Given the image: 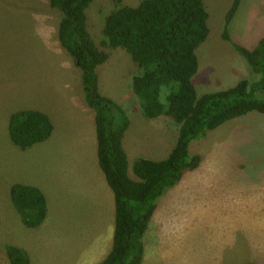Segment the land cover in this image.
I'll use <instances>...</instances> for the list:
<instances>
[{
	"label": "rangeland",
	"instance_id": "1",
	"mask_svg": "<svg viewBox=\"0 0 264 264\" xmlns=\"http://www.w3.org/2000/svg\"><path fill=\"white\" fill-rule=\"evenodd\" d=\"M140 1L95 0L87 10V23L94 41L109 55V60L97 70L101 93L124 110L131 124L129 132L138 135L143 147H150L159 135L152 130L150 123L154 120L139 118L140 100L132 89L133 79L142 70L125 49L101 46L107 16L124 6L135 7ZM204 3L209 14V36L196 51L200 69L193 78L199 96L231 84L233 68L245 63L232 45L222 39L232 0H204ZM61 17L49 0H0L2 230L16 229L10 210L4 206L6 192L9 194L13 185H24L26 179L36 180L37 176L43 182L51 211L59 207L62 220L72 209L65 211L61 207L53 181L55 168L64 166L56 152L60 140L57 143L51 140L44 148L46 158L40 154L37 158L38 152L22 151L16 146L9 130L13 114L31 111L50 100L52 109L62 108L64 99L47 96L49 92L55 93L52 87L49 89L50 79L60 88L58 81L67 70L49 49L51 42H59ZM230 35L247 48L257 45L264 36V0H242L230 25ZM245 69L238 71L237 76L244 75L251 82L258 79L249 68ZM169 121L172 120L160 118L155 122L163 125ZM167 143L166 139L165 150L171 144ZM52 150L55 152L51 153ZM191 154L201 157L199 170L189 172L191 178L185 180V187L180 184L188 173L157 201L162 216L155 217L148 232L150 252L155 256L154 263L149 258L148 264H264V115L252 112L225 123L192 143ZM4 215L9 217V223Z\"/></svg>",
	"mask_w": 264,
	"mask_h": 264
},
{
	"label": "trees",
	"instance_id": "2",
	"mask_svg": "<svg viewBox=\"0 0 264 264\" xmlns=\"http://www.w3.org/2000/svg\"><path fill=\"white\" fill-rule=\"evenodd\" d=\"M49 1L61 12L60 43L80 69L85 101L96 113L99 164L115 195L113 248L100 264H143L144 237L158 199L201 164L200 156L190 154L191 143L249 113L264 115V36L253 49L233 41L230 24L242 0H232L222 39L258 79H244L230 89L199 96L193 78L199 70L196 51L209 36L204 0H141L135 7L124 6L107 16L101 46L125 49L142 70L133 79L132 89L143 114L150 120L168 118L179 127L176 145L166 159L135 161L138 180H134L122 144L130 122L124 110L99 88L97 69L109 55L88 27L87 10L95 0ZM52 132L53 125L43 113L24 111L11 118V139L23 150L48 140ZM11 196L27 227L37 228L44 222L47 201L38 188L17 184ZM6 253L10 264H31L22 249L6 246Z\"/></svg>",
	"mask_w": 264,
	"mask_h": 264
},
{
	"label": "crops",
	"instance_id": "3",
	"mask_svg": "<svg viewBox=\"0 0 264 264\" xmlns=\"http://www.w3.org/2000/svg\"><path fill=\"white\" fill-rule=\"evenodd\" d=\"M58 41L56 44L51 42L49 49L58 56L67 70L64 71L62 79L58 81L61 84L59 85L60 88L57 86L58 84H52L50 79V87L49 85L48 87L49 89L52 87L55 93H45L51 99L56 97V99L62 98L64 101L60 104L62 108L52 109L53 101L50 100L44 105H37L36 108L31 109V111H37L48 116L53 125V132L48 140L38 143L34 145L35 147L32 146L27 150L32 149L31 152H38L35 156L37 158L39 157L38 154L45 155L46 158L47 153L44 152L46 151L44 149L46 144H49L51 140L56 141V143L60 140L58 142L60 147L56 152L59 153L64 166L60 165L58 168H55L53 181L54 186L57 187V197L60 199L61 207L63 206L62 208L65 211L71 207L72 209L68 210L69 218L64 217V220H62L63 217L59 207L55 206L54 210L51 211L48 190L41 185L43 182L39 181L37 176L36 180L26 179L24 185L38 188L44 194L47 201L46 219L39 227L29 228L23 223L21 215L12 201L11 190L15 186L13 185L10 193L6 192L7 196L4 200V206L7 207V210H10V219L14 220L13 226L16 229L2 230L0 227V264H10L6 253V246H13L24 250L28 254L31 264H100L108 257L113 248L116 201L114 192L110 188L99 164L96 113L85 101L82 73H79L80 69L78 70L67 50L61 45L59 32ZM238 67H240L239 70ZM246 67L249 68L246 61L242 64V67L236 65L233 68V80L230 81L231 84L219 86L204 94L234 87L238 82L246 79L244 75L237 76L238 71H246ZM197 73H199V70ZM79 74H81V77ZM138 116L140 119L145 118L142 111H139ZM160 118L153 119L154 121L150 123L152 130L156 135H159V137L157 136L158 140H156V143L150 147H143L140 144L138 135L129 132L131 124L125 132L122 144L129 162V173H132L129 176L132 179H134L133 176L136 177L133 171L136 160L141 158L151 161L164 160L176 145L179 127H176L172 121L159 125L155 121ZM145 119L148 120V118ZM166 139L168 141L167 144L171 143L168 150H165ZM191 145L189 149L190 154ZM55 150H52L51 153H54ZM165 151L167 153L164 158H159L160 155H164ZM194 171L190 172L193 173ZM185 174H187V177L180 184L183 187L187 185L185 180L188 182L189 178H191L189 177L191 173L186 172ZM32 181L34 182L32 183ZM64 215L66 216V212H64ZM12 216L14 217L12 218ZM157 216H162L158 205L144 237L145 254L143 264H148L149 258L152 259L151 263L155 261V256L152 255L153 251L150 252L151 242L148 232H150V227L152 228L153 221ZM4 217L5 221L9 223V217H6V215ZM154 253L156 254V252Z\"/></svg>",
	"mask_w": 264,
	"mask_h": 264
}]
</instances>
